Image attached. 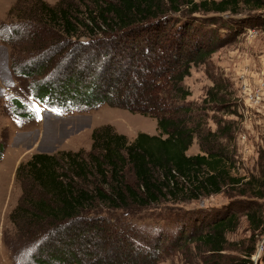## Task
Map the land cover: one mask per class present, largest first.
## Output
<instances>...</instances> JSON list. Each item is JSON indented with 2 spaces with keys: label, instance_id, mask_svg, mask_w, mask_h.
Here are the masks:
<instances>
[{
  "label": "trees",
  "instance_id": "16d2710c",
  "mask_svg": "<svg viewBox=\"0 0 264 264\" xmlns=\"http://www.w3.org/2000/svg\"><path fill=\"white\" fill-rule=\"evenodd\" d=\"M34 3L26 8L31 17L0 23V40L11 49L10 67L20 89L10 98L14 115L37 119L19 97L28 92L46 109L65 115L102 106L149 115L157 119L160 134L139 133L129 141L105 126L93 131L87 155L37 154L21 164L17 174L31 189L13 215L18 235L5 237L10 259L13 264H159L173 246L174 232L169 235L156 220L178 219L170 207L152 213L154 223L144 212L220 194L230 181L239 182L230 175L217 132L208 133L212 148L188 155L202 131L191 126V108L179 104L189 96L182 83L193 64L214 53L212 43L194 30L193 16L229 13L238 35L249 22L236 16L248 6L264 11V0ZM174 14L183 20L170 17ZM17 50L28 56L23 59ZM98 63L99 83L84 84ZM4 151L1 144L0 161ZM247 218L258 228L264 225L256 212ZM236 220L232 213L217 218L197 240L221 253ZM184 227L179 240L187 243L196 233L189 224Z\"/></svg>",
  "mask_w": 264,
  "mask_h": 264
},
{
  "label": "rangeland",
  "instance_id": "374dc122",
  "mask_svg": "<svg viewBox=\"0 0 264 264\" xmlns=\"http://www.w3.org/2000/svg\"><path fill=\"white\" fill-rule=\"evenodd\" d=\"M35 1L0 0V23L12 18L31 17L26 8H31ZM43 1L54 6L60 0ZM250 8L244 7L243 14L236 16L249 22L238 35L233 31L232 24L235 23L229 13L215 15L214 18L202 14L193 16L196 19L194 30L205 36L207 44L212 43L214 53L205 62L193 64L189 76L182 83L189 96L179 104L191 108L194 116L191 126L200 127L202 131V136L194 140L188 155L202 154L204 146L212 148L214 139L208 133L217 132L218 147L227 155L230 175L239 182L230 181L220 194L176 204L164 203L144 212L147 221L154 223L156 219L152 213H160V210L165 213L170 207L174 208L172 212L178 219L175 223L156 220L168 230L169 235L174 232L171 237L173 246L167 249L159 264H249V261L264 264L261 261L264 225L258 228L247 218L249 212H256L257 217L264 220V11H252ZM170 17L183 20L175 14ZM177 27H182V24ZM11 53L9 46L0 40V59L8 55L7 62L1 64L12 74ZM17 53L23 59L28 56L21 50ZM98 65L92 66L93 71L85 76L84 84L99 83ZM69 72V69L65 71L66 74ZM12 76L15 85L9 87V92L0 89V145L3 144L5 149L0 161V264H13L5 237L18 235V216L15 219L13 215L31 189L28 182L17 174L21 164L37 154L55 156L61 152H79L87 155L92 150L93 131L105 126L113 127L116 133L126 136L129 141L139 133L160 134L157 119L149 115L108 106L65 115L46 109L26 91L19 97L36 112L37 119L20 118L14 115L10 103L18 87ZM48 119L54 123L49 124L51 121ZM128 178L132 180L131 175ZM230 213L237 215L236 228L226 234L224 250L214 254L197 240V234L208 223ZM188 224L196 236L183 243L179 237L182 228Z\"/></svg>",
  "mask_w": 264,
  "mask_h": 264
},
{
  "label": "crops",
  "instance_id": "0c3cea01",
  "mask_svg": "<svg viewBox=\"0 0 264 264\" xmlns=\"http://www.w3.org/2000/svg\"><path fill=\"white\" fill-rule=\"evenodd\" d=\"M8 60V55L6 54L5 58L0 59V89L4 90L5 92H9V87L15 85V80H13V76L9 69L7 68L6 70L4 69V65L1 64V62H7ZM4 96V95H3ZM72 118V117H70ZM51 121L49 124L54 123L53 120L48 119ZM52 125V124H51Z\"/></svg>",
  "mask_w": 264,
  "mask_h": 264
}]
</instances>
